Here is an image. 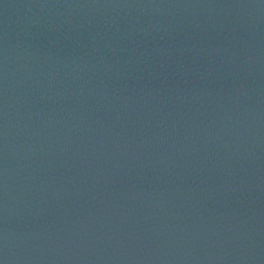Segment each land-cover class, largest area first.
Masks as SVG:
<instances>
[{
    "label": "water",
    "instance_id": "obj_1",
    "mask_svg": "<svg viewBox=\"0 0 264 264\" xmlns=\"http://www.w3.org/2000/svg\"><path fill=\"white\" fill-rule=\"evenodd\" d=\"M0 264H264V0H0Z\"/></svg>",
    "mask_w": 264,
    "mask_h": 264
}]
</instances>
